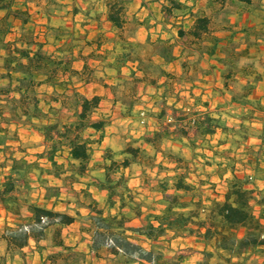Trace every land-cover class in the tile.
Listing matches in <instances>:
<instances>
[{"label":"trees","instance_id":"16d2710c","mask_svg":"<svg viewBox=\"0 0 264 264\" xmlns=\"http://www.w3.org/2000/svg\"><path fill=\"white\" fill-rule=\"evenodd\" d=\"M56 1L46 0L47 14L51 15V6ZM197 1L165 0V19L168 22L177 18L179 13L194 17L193 28L187 32L180 27L178 36L182 38L189 33L191 38L206 42L203 51L214 55L223 39L213 33L208 15L194 11ZM235 2L250 12L264 10L262 0ZM124 12V0L110 4L108 18L118 30L113 40L114 48L101 52L103 41L98 38V49L87 55L84 68L79 71L73 68L72 59L53 56L46 51V42L39 40L34 28L29 26L32 16L26 2L18 4L17 0H0V51H5L2 76L8 80L6 85L0 86V150L1 146L4 150L10 148L8 140H20L17 130L11 131L9 125L39 133L45 142L44 150L36 153L34 160L10 153V172L0 183V203L14 218L15 224L0 230V242L5 243L4 251L0 253V264H13L17 254L26 264L23 250L30 246L32 240L43 264H85L87 253L67 244L63 237V229L77 221L80 222V232L90 237L89 254L106 260L108 264H183L181 254L169 256L165 252L162 240L171 233L194 237L202 246L201 256L195 264H249L253 254L264 257V189L255 184L261 175L259 160L254 167L255 174H239L235 157H228L225 169L220 173L222 177L227 172L231 173L226 180L223 199L204 197L202 186L205 183L190 180L191 171L186 159L173 150L162 148V141L169 136L168 127L146 138L155 154L134 144L119 152L107 147L101 161L92 163L96 147L103 141V134L95 137L93 132L103 131L111 123L112 116L107 114L95 118L102 97H87L72 83V77L76 76L86 83L98 80L96 69L88 60L106 62L118 74L132 64L129 79L125 81L130 84V91L124 97L118 96V84L105 83L114 93L115 102H121L120 114L125 117L135 114V106L139 102L138 84L156 86L161 78L173 77L165 65L177 58L176 43L171 37L156 40L148 37L145 42L132 39L136 28L126 30ZM14 20L21 22L22 32L17 39L8 40ZM48 29L54 32L56 39L59 38L55 33L58 28L48 25ZM232 51H235L233 47L226 50V58L232 56V61L220 59L229 65L226 79L236 66L237 55ZM157 57L162 62H158ZM109 58L113 61L107 63ZM60 75L70 77L59 79ZM45 83H53L60 88L50 95V101L70 110L69 117H60L59 109L52 105L47 109L43 106L38 88ZM234 99L247 103L248 95L234 96ZM195 100L198 102V97ZM156 116L164 118L165 109ZM177 119L183 121L185 117L178 115ZM257 122L263 127H257ZM191 125L202 137L213 136L220 130L225 137L218 140V146L230 141L239 147L251 137L260 138L264 144V104L259 103L255 109H249L237 124L228 125L221 117L205 113L193 119ZM178 132L188 135L184 126ZM206 145L210 149L214 147L209 143ZM189 146L196 147L194 143ZM157 152L175 163L174 173L163 177L152 187L161 204L159 210L149 207L137 196L125 175V169L135 163L156 166ZM168 168L163 163L159 164L161 171ZM94 172H99V175ZM36 174L37 179L34 178ZM48 176L61 184H51ZM34 182H38L45 191L43 202L32 195ZM63 190L73 196V199H65L73 210L55 208L58 202L63 201ZM96 194L102 197V202ZM49 245L59 250L44 257Z\"/></svg>","mask_w":264,"mask_h":264},{"label":"crops","instance_id":"0c3cea01","mask_svg":"<svg viewBox=\"0 0 264 264\" xmlns=\"http://www.w3.org/2000/svg\"><path fill=\"white\" fill-rule=\"evenodd\" d=\"M17 1L18 4L23 2L27 3L32 16L29 26L34 28L35 35L39 40L46 42V51L53 56L72 59L73 68L79 71L84 68L87 55L98 49L96 44L98 38H101L103 41V45L99 49L101 52L114 48L115 43L113 40L118 34V30L109 20L108 14L110 4L115 0L62 1L63 5L60 10L56 11L57 14L55 16L49 13L47 14L46 0H43L42 3L33 0ZM124 3L125 28L127 31L131 27L136 28L132 39L145 42L148 37H151L153 40L159 37H171L172 41L176 43L175 54L177 58L165 65L167 71L173 74L172 78L163 77L160 80V84L156 86L146 83L137 85V95L140 98L135 106L136 115L131 117L121 116L116 120H111V123L103 131H92L95 137H99L103 134V141L97 146L102 149L100 154L102 155L107 147H114L118 141H124V131L121 126L126 123L127 125L125 126H128V128L125 132H129L132 139L136 141L135 144L147 149L149 153L155 154L154 148L146 141V138L151 137L156 131L168 127L169 136L162 141V148L172 149L186 159L191 171L190 180L197 183H205V185L202 186L204 197L208 196L211 198L223 199L227 188L226 180L231 176V173L227 172L223 177L220 173L228 162V157L236 156L235 158L238 159L236 171L239 174L253 175L255 174L254 167L256 161L259 160L261 162V158L264 157V144L260 138L251 137L239 147L230 141L218 146V140L224 136L220 130L213 136L207 135L202 137L196 134L191 123L199 114L203 115L205 113H210L221 117L222 121L228 125L237 124L241 121L242 115L249 109H255L259 103L264 104V87H260L264 83V79L261 80L257 72H254V76L249 73L250 69H255L253 63L240 65L238 61L239 57H244L240 56L242 52H246V54L249 53L248 50L250 49L252 40L254 42L262 41L260 35L258 33L255 34V32L259 31L260 28L264 26V16L258 15L259 13L257 14L256 11L250 12V10L244 8L240 3L235 2V0H198L194 5V11L208 15L211 18V29L213 33L223 39L216 49V53L214 55H209L207 52L203 51L206 42L191 38L189 33L182 38L178 36L180 27H183L187 32L193 28L195 23L194 17L189 14L184 15L179 13L177 18H172L170 21L166 22L163 12L165 0H124ZM233 5L236 6L234 7ZM53 19L56 20L54 24L52 23ZM48 25L58 28L57 32H55L59 37L58 39H56L54 32L48 29ZM259 25H261V27H259ZM21 32V22L19 20H14V25L7 39L15 40L21 35ZM232 47L235 49V51L232 52L237 55L236 66L233 67L231 76L226 79L225 76L229 73V65L227 62L232 61L233 58L232 56L231 58H226V50ZM238 51L241 53H238ZM4 55L5 51L1 50L0 86L8 83V80L2 76L4 72L2 69V57ZM221 58H226L227 62L220 60ZM156 60L162 62L158 57ZM107 61V63H110L109 61H113V58H109ZM88 63L96 69V77L98 80L96 82L86 83L76 76L72 77V83L87 97H102L100 107L94 117L100 118L103 115L111 114L116 109L122 110L123 106L121 102H115L114 93L105 83L108 85L116 84L117 78L127 72L132 64H128V66L123 68V72L118 74L116 69L109 67L106 62L89 59ZM69 77V75H60L59 79H69ZM232 78H234V83L236 82L240 85L239 89H236V86L230 83ZM247 86L249 87L247 88ZM172 87L175 89V94H170L169 92L173 90ZM216 88L226 92L229 91L230 94L225 93L222 94L223 96L218 97L214 95ZM59 89L60 88L53 83H45L38 88V92L42 99V104L46 109L52 105L59 109L58 115L60 117L67 118L70 116L71 111L62 108L61 104L58 102L50 101V95ZM242 94L248 95L249 99L251 95H254V99H250L252 105H247V103L234 99V96L238 97ZM193 96L198 97V99L199 97L202 98V100L207 101L208 104L204 105L197 102ZM230 107L233 110H231ZM162 109H165L166 116L160 119L156 115ZM142 114L145 115L146 124L136 125L137 127L135 129L133 126L137 124V119H140ZM178 115H183L185 119L179 121L177 119ZM118 120H122V122L116 123ZM255 124L259 128L263 127L261 123L257 122ZM183 126L188 130V135H183L178 132ZM8 127L13 132L17 130L20 140L7 141V144L10 145L9 149L11 150H4L3 146H1L0 183L10 172V151H17L25 141L24 137L26 135L35 136L43 142L40 149L34 151L35 153L42 152L45 147L44 138L41 134L18 125H9ZM128 140L129 139H127V141ZM209 142L215 144L213 145V149L206 148V143ZM192 143L196 145L195 148L189 146ZM128 145H126V147ZM123 149L124 148L121 150ZM29 150L30 149H27L28 152ZM230 150L233 151L230 152ZM220 152H223V154H220ZM25 154H27V152H24L22 156ZM15 155L17 156V152ZM205 161L209 162L206 163ZM155 163L156 166L154 167L135 163L131 167L125 169V175L128 177L130 187L134 192H138L141 197L143 196L142 192H146L147 190L142 174L146 172L150 173L151 171L152 175L158 176V178L161 177V175L164 174V170L161 171L159 169L160 163L170 168L169 171L165 170L167 173L164 175L167 176L174 173L175 163L168 160L161 152L156 153ZM46 166L49 165L46 164ZM134 168L139 169L136 174L131 173V170ZM48 177L54 179L52 176ZM55 181L56 184H61L60 181L56 179ZM157 183L158 181H156V184ZM255 184L259 189H264V176L260 175L256 178ZM38 192L37 197L44 200V189L38 188ZM98 196L100 195L96 194L97 198ZM59 203L61 202L55 205L56 209ZM52 205L53 202L50 206ZM12 224H15L14 218L7 213L0 203V229H3L6 225ZM69 230L75 231L78 238L82 237L79 221L63 229L64 239ZM85 236L82 237L86 239L87 249L84 250V252L87 253V258L89 257L91 259L90 262L96 261V264H99L98 260L100 259L89 254L90 237ZM170 238H172V241L187 240L196 243L194 237L174 236L173 233H171L162 240L166 254L168 248L171 246V242L169 241ZM69 245H80V242L76 241ZM199 248H201V246H199ZM27 249H29V251H26ZM23 253L25 254L26 264H28L27 259L30 255L35 257L36 254H39V256H41L36 250L33 240L30 242V246L24 248ZM17 256L18 254L14 257L13 263ZM20 258L22 264H25L21 255ZM253 259H258L260 264L264 261L263 256L253 254L248 262Z\"/></svg>","mask_w":264,"mask_h":264},{"label":"rangeland","instance_id":"374dc122","mask_svg":"<svg viewBox=\"0 0 264 264\" xmlns=\"http://www.w3.org/2000/svg\"><path fill=\"white\" fill-rule=\"evenodd\" d=\"M33 1H36V2H39V3H42L43 0H33ZM62 1H66V0H57L55 2V4H53V6H51V9H52V16H55L57 13L56 11L57 10H60L61 9V6L63 5V2ZM263 5H264V0H263ZM234 7L236 5H233ZM256 13L258 15H263L264 16V10L259 9L256 11ZM52 23H56V20L53 19L52 20ZM259 27H261V25H259ZM259 34L260 35V38L262 39L261 42H254L252 40L251 44H250V49L248 50L249 53L246 54V52H242V54L240 56H244V57H239L238 61L240 63V65H245V64H249V63H253L254 65V68L255 69H250L249 70V73L254 76V72H257L260 79L263 80L264 79V26L260 28L259 31H256L255 34ZM238 53H241L240 51H238ZM129 78V70L125 73H123L121 76H119L116 80V84H118V89H117V92H118V96L120 98L124 97L125 94L128 93V91H130V84L129 83H126L125 81H127ZM231 84L235 85L236 86V89H239L240 88V85L238 83H234V78L231 79L230 81ZM262 84V83H261ZM264 83L260 86L261 88H263L264 86ZM173 88V87H172ZM171 88V89H172ZM175 89L173 88V90H170V94H175ZM248 90V89H246ZM223 90H219L218 88L215 89L214 91V95L218 96V97H221L223 96L222 94H225V93H228L230 94L229 91H223ZM138 96V95H137ZM254 95H251L250 99H254L253 98ZM194 98H196V96H193ZM138 98H140L138 96ZM248 98V101L247 102V105H252L250 103V100ZM199 103H202L205 105V103L208 104L207 101H203L202 98L199 97ZM228 107V106H226ZM231 110H233L231 107H230ZM120 111L119 109H116L115 111H113L111 113V116H112V120H116L117 118L121 117L122 115L120 114ZM137 113L135 112L134 115H136ZM122 120H118V122L116 123H121ZM146 124V120H145V115L142 114L141 115V118L137 119V124H135V126H133L135 129H136V125H145ZM123 126H121L123 128V131H124V134H123V137H124V141L123 142H119L114 146L112 147V149L114 151H121L122 148H125L126 145L128 144H135L136 141H134L132 139V136L129 134V132H125L126 129L128 128V126H125L127 125L126 124H122ZM225 136H223L221 139H224ZM20 138V136H19ZM25 141L22 143V145L19 147V149L17 151H10V152H13V153H16L17 152V156L18 157H21L23 155L24 152L23 151H26L27 154H25V156L29 159V160H34L35 159V150H38L40 149L41 145L43 144V142H41L39 139H37V137L35 136H32V135H29V136H25L24 137ZM127 139H129L127 141ZM45 144V142H44ZM207 144V143H206ZM210 145H215L213 143H210ZM139 146V145H137ZM111 148V147H110ZM206 148H209V146L206 145ZM27 149H30L29 152L27 151ZM11 150V149H10ZM166 150H172V149H166ZM100 151H102V149L100 148H96V151L93 155V158H92V163H98L101 161V154H100ZM233 151V150H230V152ZM220 154H223V152H220ZM236 157V156H235ZM206 163L209 162V161H205ZM238 162V159L235 158V163L237 164ZM215 163V162H213ZM261 175L264 176V157L261 158ZM167 167V166H166ZM225 167V166H224ZM222 168V169H225V168ZM170 168H168L167 171H169ZM139 171L138 168H134L131 170V173L133 174H136L137 172ZM167 171L164 170V174L167 173ZM95 174H98L99 175V172H94ZM152 172L150 171V173H144L142 174V177L144 178V183H145V187L147 188L146 192H142L143 193V196H139L138 192L137 193V196L144 200L146 202V205H149V207H152V208H156V209H160L161 208V204L158 202L157 198V194L152 190V187H154L156 185V181H159L160 179H162L163 177H165L166 175L162 174L161 177L158 178V176H154L151 174ZM35 179H37V174L34 176ZM49 181L51 184H56V181L55 179H51L49 178ZM38 188H40V186L38 185V182H34V189L32 190V195L35 199L39 200L40 202H43V200L40 199V197H37L38 195ZM62 199L63 201L61 203H59L58 205V208L59 210L61 211H65V210H73V206H67V204L65 203V199H73V196H70V193L67 191V190H63V195H62ZM98 199L100 202H102V197L101 196H98ZM51 205V203L49 204ZM13 225V224H12ZM1 230V229H0ZM81 233V232H80ZM82 234V233H81ZM85 236L82 234V237ZM78 238L77 237V233H75V231H70L66 233L65 235V239L67 241V243L69 244H72L76 241H79L80 242V245H76V246H73L74 248L80 250V251H84L86 250V239H83V238ZM85 237H89V236H85ZM88 239V238H87ZM171 243H170V247L168 248V251H167V255L169 256H175L176 254H181L183 257H184V264H193L195 263L199 257L201 256L200 254V250L201 248H199V246H201L199 243H194L192 241H187V240H175V241H172V238H170L169 240ZM165 247V246H164ZM202 247V246H201ZM5 249V245L4 243L0 242V253H2ZM59 250L58 248H53L51 247L50 245L48 246V248L44 251V256L47 257V255L53 251H57ZM26 251H29V249H27ZM27 253V252H26ZM90 258L88 257L87 258V261L85 262V264H96V261L95 262H90ZM28 261V264H43V261L41 260V256H39V254H36L35 257L33 255H30V257L27 259ZM99 264L100 263H103V264H108V262L104 259H100L98 260ZM254 262H257L256 264H260V262L258 261V259L256 260H250L248 263L249 264H254ZM13 264H22L21 262V258H20V255L18 254V256L15 258L14 260V263Z\"/></svg>","mask_w":264,"mask_h":264}]
</instances>
